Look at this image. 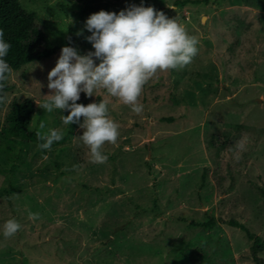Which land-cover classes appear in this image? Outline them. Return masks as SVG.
Listing matches in <instances>:
<instances>
[{
	"label": "rangeland",
	"instance_id": "obj_1",
	"mask_svg": "<svg viewBox=\"0 0 264 264\" xmlns=\"http://www.w3.org/2000/svg\"><path fill=\"white\" fill-rule=\"evenodd\" d=\"M174 1L20 0L44 30L43 45L57 50L12 70L0 129L11 101L29 98L30 127L43 120L64 138L46 152L0 135V264H264V0ZM142 2L168 7L167 17L198 37L199 52L145 85L141 115L106 90L81 93L85 106L108 100L120 125L117 143L104 145L106 163H94L78 137L83 129L63 124L69 113L38 105L51 94L47 76L66 36L80 54L94 51L86 19ZM243 136L247 150L236 159L231 149ZM12 218L22 227L6 239ZM231 221L258 235L261 248Z\"/></svg>",
	"mask_w": 264,
	"mask_h": 264
},
{
	"label": "clouds",
	"instance_id": "obj_2",
	"mask_svg": "<svg viewBox=\"0 0 264 264\" xmlns=\"http://www.w3.org/2000/svg\"><path fill=\"white\" fill-rule=\"evenodd\" d=\"M84 29L91 33L85 39L94 51L80 54L74 46H64L55 66L49 71V98L38 105L45 113L54 110L67 111L62 116L64 125L78 124L83 134L78 136L89 149L91 161L106 163L104 153L106 143L115 145L120 136V125L110 115L109 101L101 100L86 106L77 101L81 93L92 97L97 90H106L110 97L118 99L131 111L141 115L144 105L140 102L145 85L158 72L182 70L190 65L199 52V39L189 34L178 18H168L163 11L154 6L129 5L116 12L100 10L91 14L85 21ZM83 29L77 36L83 35ZM69 45L72 44L68 37ZM11 44L5 40L0 29V103H5V82L12 68L5 59ZM99 61V63H97ZM81 118L83 122L81 123ZM46 129L41 120L36 130L41 151L51 152L52 146L64 138L61 129ZM248 137L238 140L231 151L239 159V153L247 150ZM44 159H48L45 155ZM79 165L73 170L78 171ZM29 219H40L39 213L29 212ZM15 219H9L3 225V236L14 237L21 229Z\"/></svg>",
	"mask_w": 264,
	"mask_h": 264
},
{
	"label": "trees",
	"instance_id": "obj_3",
	"mask_svg": "<svg viewBox=\"0 0 264 264\" xmlns=\"http://www.w3.org/2000/svg\"><path fill=\"white\" fill-rule=\"evenodd\" d=\"M187 2L207 3L208 0H175V5H184ZM160 11H167L168 7H157ZM34 11L23 8L20 0H0V29L4 30L5 40L11 48L5 58L14 71L22 69L30 62L39 61L50 57L56 47H45L44 30L35 23ZM69 36L65 38L64 46L68 43ZM4 92L8 89L7 81ZM2 103H0V106ZM34 103L29 98L13 99L6 114V124L0 129V135L7 140L21 137L40 143L36 137V130L30 127L34 113ZM162 120H171V117H161ZM246 231L249 238L253 239L252 246L261 248L260 237L250 232L243 224L231 221ZM213 220L202 222L203 226L212 225ZM166 264V263H165Z\"/></svg>",
	"mask_w": 264,
	"mask_h": 264
},
{
	"label": "water",
	"instance_id": "obj_4",
	"mask_svg": "<svg viewBox=\"0 0 264 264\" xmlns=\"http://www.w3.org/2000/svg\"><path fill=\"white\" fill-rule=\"evenodd\" d=\"M151 135V130H150V125L146 126V138H150ZM148 146H149V141L147 142Z\"/></svg>",
	"mask_w": 264,
	"mask_h": 264
}]
</instances>
